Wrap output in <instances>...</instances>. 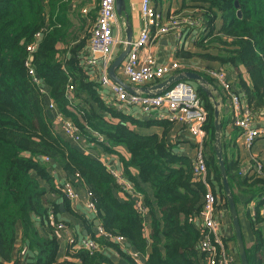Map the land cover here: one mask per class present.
I'll return each instance as SVG.
<instances>
[{
	"label": "trees",
	"instance_id": "1",
	"mask_svg": "<svg viewBox=\"0 0 264 264\" xmlns=\"http://www.w3.org/2000/svg\"><path fill=\"white\" fill-rule=\"evenodd\" d=\"M72 1L0 0V264L21 263L15 254L19 239L35 253L33 264H207V253L198 247L203 233L197 224L207 187L195 175L194 158L175 151L181 142L170 137L176 121L139 119L101 95L99 75L93 76L85 65L90 33L84 23L81 25L83 19L71 17ZM179 8L191 10L200 19L202 32L192 41L195 51L180 48L178 54L200 58L208 67L226 65L236 70V86L248 104L256 111L263 109L264 0H181ZM76 26L83 28L84 35L71 38ZM38 32L41 36L31 54L32 64L59 108L81 128L90 148L116 152L114 148L123 145L129 151V157L119 154L120 162L127 179L144 196L151 216L149 238L144 235L145 217L136 199L128 191L124 192L126 198L120 196L122 186L107 165L54 129L47 97L33 82L27 65L28 45ZM61 42L66 44L64 48L59 46ZM200 73L222 93L212 77ZM70 83L75 87L72 93L68 92ZM196 90L208 111L205 179L218 198L216 205L229 210L215 151V104L199 84ZM154 126L161 127V132L140 131ZM94 132L102 134L105 141L99 142ZM222 141L224 152L223 136ZM224 159L237 205L236 189L247 195V203L255 202L256 214L248 212L255 236L254 245L246 247L249 264H264V216L260 212L264 177L255 171L243 175L238 160H229L225 153ZM56 164L68 172L73 183L76 178L86 186L104 231L124 238L122 246L92 233L100 248H111L119 258L110 250L91 253L69 245L68 259L60 260L61 243L49 220L51 212L61 219L60 204L49 194L62 196L66 207L71 206L52 172ZM83 220L88 229L94 224L92 219ZM132 251L145 262H139Z\"/></svg>",
	"mask_w": 264,
	"mask_h": 264
},
{
	"label": "built area",
	"instance_id": "2",
	"mask_svg": "<svg viewBox=\"0 0 264 264\" xmlns=\"http://www.w3.org/2000/svg\"><path fill=\"white\" fill-rule=\"evenodd\" d=\"M83 11L86 13L88 9L85 8ZM140 11L144 25L140 29L138 36L131 41V48L123 65V74L133 84L151 81L160 82L171 76L183 64L177 60L158 63L157 58L152 53H142L144 48L153 39L166 34H173L180 43L185 41V37L189 32L192 35V40L198 39L202 32L201 22L199 18L192 15L191 10L173 12L167 19H164L152 0H141ZM117 19L116 0H99L97 17L90 29L89 42L91 54L85 57V65L93 74L97 73L99 75L102 86L110 88L109 94L106 93L110 97H107L104 93L103 95L109 98L108 102L114 103L119 109L125 111L139 107L142 113L151 115L162 108H166L167 112H158L161 118L169 117L188 126L197 148L194 157L195 175L197 178L203 179L207 187L204 208L200 218L197 220L202 227L203 233L198 247L202 252L207 253V264H216L218 257L219 264H236L234 253L228 249L224 237L220 233L224 207L216 205L218 198L212 191L211 185L205 179L207 164L204 124L208 111L194 85L187 80H179L161 92L156 90L147 92L139 88L129 91L123 85L112 80L108 70L113 61L114 48L119 44H127V39H123L119 34L114 33L113 29L117 23ZM35 36L36 40L28 45L30 58L27 61V65L33 82L39 85L41 92L48 99L46 105L47 110L52 116L54 129L76 142L86 153H90V145L84 137L83 131L59 108L46 85L41 82L32 64L31 54L36 50L41 32L36 33ZM202 69L214 79L215 83L229 100L233 111V122L240 128L245 145L251 147L259 137L264 135V126L256 124L257 119L264 117V108L256 111L248 104L245 94L241 93V90L238 89L236 82L229 76L226 67L205 66ZM74 88V84L70 83L68 85V92L72 93ZM94 135L97 136L99 142L105 141L104 136L99 132H94ZM45 160L51 161L50 157H45ZM104 163L122 186L123 192L128 191L133 194L136 191L134 184L125 176L121 162L117 165L118 159L114 163ZM249 169L264 177V163L258 156H251ZM61 185L66 198L71 201L72 207L76 209L80 196L75 184L70 178H66ZM136 201L137 207L145 215L147 212L146 206L137 198ZM86 206L89 211L96 212L92 199L87 200ZM260 212L264 216V205L261 207ZM255 214L256 212L253 207L252 215ZM49 220L59 235L62 232L68 234V243L73 249L84 248L93 253L102 248H100L95 239L83 236L78 237L75 231L71 230L64 220H58L53 212L49 214ZM98 229L99 235L108 237L122 246L125 244L123 237L105 232L102 226Z\"/></svg>",
	"mask_w": 264,
	"mask_h": 264
},
{
	"label": "crops",
	"instance_id": "3",
	"mask_svg": "<svg viewBox=\"0 0 264 264\" xmlns=\"http://www.w3.org/2000/svg\"><path fill=\"white\" fill-rule=\"evenodd\" d=\"M126 1H127V13H128V15L124 13L122 16H120L118 14L117 23L115 24L114 29H113L114 33L119 34V36L123 39H127V35H128L129 31L133 32V38L137 37L139 32H140V29L144 25V20H143L141 11H140V1L141 0H126ZM152 2L157 7V9L159 10L160 14L162 15V17L164 19H167L169 17V15L171 13L175 12V10H177L181 5V0H161V2L160 1L156 2V0H152ZM92 3L88 0H73L72 1L71 17L73 18L74 21H77L78 20L77 19L78 12L80 9L81 14L79 16V21H81V19L84 20L81 22V25H82V23H84L85 28L91 27L93 25V23L95 22V16L97 15V12H98L99 0H97V4L96 3L92 4ZM85 8L88 9V11L86 13L83 11V9H85ZM77 10H78V12H77ZM82 29L78 30V26L74 27L73 36L71 38H73V37L78 38L80 35H84V32H82ZM71 41H73V39ZM192 41H193L192 35L190 32L185 37V41L183 43H180V41H178V39L173 34H166V35L160 36L159 38L153 39L144 48L142 53H144V54L148 53V52L152 53L157 58L158 63L172 62V61H176V60L180 61L183 64V66L180 67L178 70H175L172 75L181 74V73H184L185 71H196V72L200 73V71H203V69H202L203 67L208 66L207 62H205V61H203L197 57L188 58V57H182L181 55L178 54L180 48H185L187 50L195 51L196 48L194 47ZM59 46L61 48H64L66 46V44L61 42L59 44ZM125 47H126V45L119 44L114 48L113 60L120 54V52L123 49H125ZM85 51H86V56L91 54L89 38L86 41ZM126 57H125L124 61L122 62L121 66L117 69V74L121 78H123L124 81L126 83H128L133 90L136 88H139V89H142L143 91H149L151 88H153V86H154V84H156V82H159V81H151V82H146V83H142V84L130 83L123 74V65H124V62L126 60ZM215 66H219V65H215ZM226 69H227V67H226ZM227 70H228L229 76L234 80V82H237L238 74L236 73V71L234 69L233 70L227 69ZM108 72H109V70H108ZM242 72H243V75L247 77L245 69L242 68ZM92 75L97 76V73L96 74L92 73ZM183 80H185V79H183ZM187 81H191V80L187 79ZM194 81H196V80H194ZM46 88H48V87L46 86ZM48 90H49V88H48ZM109 92H110L109 87H107V86L104 87L101 85V95L107 101L109 99L107 97H110V95H107L106 93L109 94ZM242 92L243 91H241V93ZM103 93L107 97L105 95H103ZM217 99L222 101L221 105L219 106L220 119H221V122L223 119L224 124H225L223 131H222L223 140L225 141V144H226L224 153L229 160L235 159V160L239 161L240 166L242 167V171H243L242 173H244L246 171L249 172L251 170L249 168H250V158L252 155L258 156L264 161V135L259 137L253 143V145L251 147H247L244 143V137H243L242 132L240 131V128L237 127L233 122V117H232L233 111H232L229 100L226 98V96L223 92L222 93L220 92V95L217 96ZM125 112L132 114L133 116H135L139 119H146V120H149V119H153V120L170 119L169 117L168 118H161L158 115V112H161V113L167 112L166 108H162V109H160V111H156L151 115L142 113V111L140 110L139 107H136L133 110H125ZM256 124L260 125V126H264V117L257 119ZM176 125H177L176 129L172 133H170V137L174 138L175 140H176V138H179L181 140V142L179 143V147H178L179 151H182L186 154H189L194 158L196 151H197V148H196L194 138L188 129V126L185 124L179 123L177 121H176ZM180 127H182V128H180ZM140 131L143 133H153V132L160 133L161 127L154 126V127L147 128V129H140ZM72 142L74 144H76L77 146H79L76 142H74V141H72ZM80 149L83 152H85L83 148L80 147ZM114 149L116 150V152H109L104 148L95 146V147H91L90 153H87V154H93L94 156L98 157L103 162H113L114 163L115 160L118 159L117 165H119V163H120L119 154L123 155L125 157H129V151L127 150V148L125 146L119 145V146H116ZM52 172L55 176L57 184H61L66 178H70L68 175V172H66L58 164L53 166ZM133 172L136 173L137 170L133 169ZM74 181H75V183H74L75 187H76L77 191L79 192V196H80V199L77 202V208L76 209L72 207L71 201L68 198L67 199L69 200L68 202L71 206L70 207L71 209L66 207L64 198L62 196L55 195L52 193L49 194L51 199L57 201L60 204V211L58 213V216L61 218V220H64L67 223V225L70 227L71 230L75 231V233L78 235V237L83 236V237L92 238L93 232L97 236H102V235H99V233H98L99 232L98 228L101 225L100 226L96 225V220L98 219V218H96V212L89 211L87 206H86L87 200L91 199L86 186L84 184H82L81 181H77L76 178L74 179ZM149 188H150V186H149ZM149 188H148V190L151 189V188L150 189ZM235 192L237 193V195L240 199V202H238V205L239 204H242V205L245 204L246 205L247 201H248L247 195H245L242 192H239V190H237V189L235 190ZM150 193H151V191H150ZM120 196L124 197V198L127 197L123 191L120 192ZM132 197H134V199L137 198L138 200H141L142 203H144L143 194H141L137 190L132 194ZM251 203L255 204L254 201H251ZM239 216H240V214H239ZM83 217L86 219L88 218V219L94 220V224L92 226H90V229H88V226L85 224ZM144 217H145L144 235L147 238H149L150 233H151V229H150L151 216H150V214H148V210L145 213ZM37 218L39 219V217H37ZM240 221H241V219H240ZM241 225H242L243 237H244L246 247L251 248L254 245L255 236H254V233L252 231L250 219L247 221V227H246L247 235H246V237H245V230H244L242 222H241ZM42 230L45 232L44 228H42ZM55 232H56V234H58L59 240L61 243L60 250H59L60 260L64 261V260L68 259V256L66 255V252L69 248L68 234H66L65 232H62L59 235V233L56 231V229H55ZM220 233L222 234L224 239L227 240L228 249L232 253H234V255L236 257V264H241L238 242L234 238L235 230L233 227L232 217H231L229 210L226 207H224V214H223L222 226L220 229ZM101 249L113 251L111 248H106L105 246H103ZM113 252L115 253V256L117 258H119V255L116 254L115 251H113ZM15 254H16V256L20 257V259H21L20 264H33V262L35 260V253L27 247V245L23 242L22 239H19L17 242ZM132 255L135 256L139 260V262H141V263L145 262V259L139 253L132 251Z\"/></svg>",
	"mask_w": 264,
	"mask_h": 264
},
{
	"label": "water",
	"instance_id": "4",
	"mask_svg": "<svg viewBox=\"0 0 264 264\" xmlns=\"http://www.w3.org/2000/svg\"><path fill=\"white\" fill-rule=\"evenodd\" d=\"M238 6V3L236 4ZM116 9L117 12L120 16H122L124 13L128 15L127 13V1L126 0H116ZM239 15L241 14L240 11H238ZM133 39V32L129 31L127 35V44L125 49H123L120 54L113 60V62L110 65L109 68V75L112 78L113 81L116 83H119L123 85L126 89L129 91H133V89L130 87L128 83L124 81L123 78H121L117 74V69L121 66L122 62L124 61L125 57L127 56L128 52L130 51L131 48V41ZM33 59V55L31 57ZM196 80L199 82L200 86L210 95L212 100L214 101L215 104V126H216V140H215V151H216V156L220 164V169L221 173L223 176V184H224V189L225 193L227 195V199L229 202V211L232 217L233 221V227L235 230V236L236 240L238 242L239 246V255H240V261L241 264H249L248 260V255H247V250H246V244L244 241L243 237V231H242V225L240 221V216H239V210L238 206L235 200L234 193L231 189V185L228 179V173H227V168H226V162L224 159V152H223V141H222V122L220 119V109L219 106L221 105L222 101L217 99V96L220 95V92L217 90L215 86L210 87V81L204 77L202 74L196 72V71H185L184 73L181 74H174L163 81H160L156 84H154L153 88L150 90H156L158 92H161L162 90L168 88L172 84L176 83L179 80ZM149 90V91H150ZM148 92V91H147ZM175 151H179V148L176 147ZM197 224H199V221H197ZM96 225L100 226L101 221L99 219L96 220ZM128 247H131L130 243H126Z\"/></svg>",
	"mask_w": 264,
	"mask_h": 264
},
{
	"label": "rangeland",
	"instance_id": "5",
	"mask_svg": "<svg viewBox=\"0 0 264 264\" xmlns=\"http://www.w3.org/2000/svg\"><path fill=\"white\" fill-rule=\"evenodd\" d=\"M88 1H90L92 4H97V0H88ZM77 9V8H76ZM77 12H78V10H77ZM175 12H186L185 10H183V9H180V8H178L177 10H175ZM80 14H81V12H80V9H79V12H78V20L77 21H79V16H80ZM92 27V26H91ZM91 27H88L87 28V31H88V33H90V29H91ZM225 67H227V69H231L230 67H228V66H226L225 65ZM231 70H233V69H231ZM236 71V70H235ZM236 73L238 74V72L236 71ZM205 77V76H204ZM191 84H193L194 85V87L195 88H197V86H198V83L199 82H197V81H194V80H191V81H189ZM213 87V85H212V83H210V87ZM254 205L255 204H253V203H251V202H249V203H247L246 205L245 204H239L238 205V210H239V214H240V219H241V222L243 223V227H244V230H245V237H246V235H247V232H246V227H247V221L249 220V214H248V212L249 211H252V208L254 207ZM230 212V211H229Z\"/></svg>",
	"mask_w": 264,
	"mask_h": 264
}]
</instances>
